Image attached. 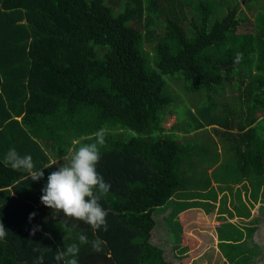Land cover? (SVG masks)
<instances>
[{"label":"trees","instance_id":"obj_1","mask_svg":"<svg viewBox=\"0 0 264 264\" xmlns=\"http://www.w3.org/2000/svg\"><path fill=\"white\" fill-rule=\"evenodd\" d=\"M241 3L256 7L253 32L235 33L245 18ZM237 53L243 54L239 62ZM175 74L191 90L215 97L214 113L210 102L204 113L198 111L204 123L190 111L197 122L186 132L210 126L228 143L222 153L231 159L213 170L222 166L227 178L217 190L226 197L230 180H247L245 191L258 207L251 223L241 221L245 227L238 230L252 237L257 214L264 212V0H0V220L9 230L0 240V264H35L37 247L50 248L44 264H57L56 252L78 243L81 232L105 243L100 252L90 243L80 245L78 264H181L182 254L193 252L182 229L168 225L164 231L161 222L152 232L167 204L172 219L214 190L206 171L197 178L187 164L176 127L168 132L162 125L176 113L167 109L173 97L164 79ZM233 91L239 100L224 116L228 101L219 105L217 96ZM100 128L106 129V143L97 171L110 184L100 201L107 231L40 203L55 169L44 164L68 155L77 142H94ZM10 148L30 154L44 178L33 181L5 165ZM219 154L200 165L212 167ZM196 189L201 192H191ZM176 195L186 199L177 202L180 209ZM222 195L221 210L227 206ZM245 212L250 215L242 203L239 220ZM34 225L40 230L30 235Z\"/></svg>","mask_w":264,"mask_h":264},{"label":"rangeland","instance_id":"obj_2","mask_svg":"<svg viewBox=\"0 0 264 264\" xmlns=\"http://www.w3.org/2000/svg\"><path fill=\"white\" fill-rule=\"evenodd\" d=\"M255 8L254 3L250 4V7L242 3L238 6V11L242 13L245 18L240 20L239 25H237L235 29V33H249L255 30L253 14ZM145 47L148 48L147 45H145ZM164 79L166 80L165 92L173 97V101L167 109H172L176 111V113L167 114L162 125L167 131L173 126L176 127V133L178 134L177 139L186 148L185 157L187 164L194 167L197 178H200L201 172L206 171L208 173L206 176H209L212 181L211 190H214L211 191L212 194L209 195L208 199L210 200L200 198L196 200L200 202L196 207L179 208L180 210L176 215H170L172 219L167 218L168 212L166 213V211L160 212V215L157 213L155 218L156 226L152 229V232H156L161 222H163L164 231L166 229L168 231V225L170 228L173 226L175 229H182L181 233L184 236L183 241H186V247H190L193 251L192 253L184 252L182 254V262L184 263L186 261L184 264H248V262L264 264L262 262V256L264 255V212L257 214L259 218L257 223L258 229L250 235L252 237H249L247 232H245L246 235H241L240 230H238V228L245 227L241 221L245 220L248 224L251 223L248 221L254 217L255 210L258 207L257 199H252V194H247L245 191V189L249 187L246 184L248 183L247 180L242 176H238L231 181L232 185H230L232 188L227 191L230 193L232 191V197H229L230 194L228 196L226 195V197L222 195V198H225L226 204L227 202L228 204L227 206L225 205V209L219 212L218 207L221 209L219 204L221 197L220 199L217 198V186L220 185V183H224L225 179H227L225 170H223L221 166L218 172L217 170L210 172L209 170L207 171V166L200 165L202 163H209L212 159L214 160L217 157V151L221 152L218 157L222 162L227 161L229 158L231 159L232 156L225 157L223 156L224 153H222L224 144L228 145V143L221 140L223 138L221 135L214 134L210 126L203 125L200 130H194L189 133L186 132L189 124L195 125L197 122V120L191 116L192 114L190 111L204 123V118L198 111L204 113L205 106L209 105L208 102H210L212 103L211 112L214 113L215 107L213 104L215 103V97L209 99L204 90H191L189 83H187L180 74H175L173 76L166 75ZM233 94H236V91L217 96V103L219 105H223L225 99L228 101L227 110H222L221 112L224 116L231 114L229 111L235 109L239 100L237 97L232 98L234 96ZM220 127L217 128L223 130V128ZM236 131L237 130H234V132ZM65 157L66 156L61 157L60 159L64 160ZM59 161L57 159L54 163L58 164ZM66 163L67 162L64 161V164ZM61 164L62 163H59V165ZM188 168L189 166L186 167L187 172ZM182 170H185V168ZM186 176L190 178L189 174H186ZM189 187H191L190 184ZM241 188L244 190H241ZM186 190L187 189L182 192H186ZM191 192L201 191L197 190ZM226 194H228V192H226ZM180 200L186 199L180 198L179 201ZM204 201L207 203L205 207L203 206ZM211 201L215 203L218 202L215 208H213L214 204ZM242 203L245 205L246 209H250V215L248 216V212H245V218L239 220L236 214ZM209 210L211 212H208ZM227 222L231 223V225ZM231 234L233 237H231ZM179 235L180 234L177 233V236ZM161 236L163 237V233ZM227 236H230V238H227ZM196 253L197 255L193 256Z\"/></svg>","mask_w":264,"mask_h":264},{"label":"clouds","instance_id":"obj_3","mask_svg":"<svg viewBox=\"0 0 264 264\" xmlns=\"http://www.w3.org/2000/svg\"><path fill=\"white\" fill-rule=\"evenodd\" d=\"M243 54L237 53L235 61L242 60ZM92 143H78V147L71 152L66 164H61L47 175L45 186L41 189L40 203L45 207L62 213L64 217L81 221L89 225L94 231H107V211L102 207L100 201L110 189L103 176L97 171V164L101 158V147L106 143V129L100 128L93 133ZM5 165L13 170L24 171L29 174L33 181L44 178L42 168L36 169L30 154L21 155L15 148H10L3 157ZM219 210V207H218ZM220 212V210H219ZM36 213L29 214V221ZM40 230L39 225H34L30 235H35ZM7 230L0 220V240H3ZM91 244L94 251H102L105 241L98 236L92 241L88 240L83 232L78 234V243H72L63 250H58L54 256L57 264H78L80 245ZM47 247H37L33 251L38 255L35 264H44ZM197 255L194 254L193 256ZM186 263V261L184 262ZM182 262V264H184Z\"/></svg>","mask_w":264,"mask_h":264},{"label":"crops","instance_id":"obj_4","mask_svg":"<svg viewBox=\"0 0 264 264\" xmlns=\"http://www.w3.org/2000/svg\"><path fill=\"white\" fill-rule=\"evenodd\" d=\"M70 155H71V152L68 154V155H65L66 157L64 158V160H61L60 158L61 157H57V158H50V162L49 163H47V164H44V166L42 167V168H44L45 166H50V165H53V167L56 169L57 167H59L60 165H59V163H62V164H64V161H66V162H68V160H69V158H70ZM64 157V156H63ZM58 159V161H59V163L58 164H56V163H54L56 160ZM220 162V159L218 160V162L216 163V164H213L212 165V167H209L208 169H207V171L209 170L210 172L211 171H213L214 170V168L215 167H217V165H218V163ZM54 169V170H55ZM212 182V181H211ZM228 183H230L231 185H232V182H231V180L228 182ZM212 186V185H211ZM231 188H232V186H231ZM231 190V189H230ZM233 190H234V188H233ZM218 195V197L217 198H219L220 199V197H221V195H222V192L221 191H219L218 193H217ZM230 194V193H229ZM230 196V195H229ZM207 198H209V196H206ZM175 198V200H176V204H177V202H180L179 201V199H180V196H175L174 197ZM203 199H205V198H203ZM206 200H210V199H206ZM212 202V201H211ZM213 204H214V207L213 208H215L216 207V205L218 204V202H212ZM174 204H175V202H174ZM207 203L204 201V203H203V206L205 207V205H206ZM227 204H228V202H227ZM179 204H177V207L179 208ZM213 206V205H212ZM166 207H167V209H168V214L169 213H171L173 210H172V207H171V205L170 204H167L166 205ZM219 210L220 211H222L220 208H219ZM208 212H211L210 210L208 211ZM57 234H60V233H57ZM89 259H91L92 260V258H89ZM181 261V264H182V259L180 260Z\"/></svg>","mask_w":264,"mask_h":264}]
</instances>
